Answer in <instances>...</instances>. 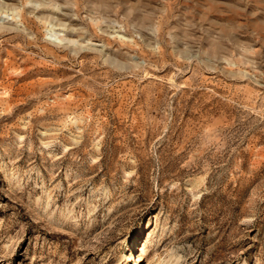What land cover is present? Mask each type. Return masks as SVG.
<instances>
[{"label": "rangeland", "instance_id": "obj_1", "mask_svg": "<svg viewBox=\"0 0 264 264\" xmlns=\"http://www.w3.org/2000/svg\"><path fill=\"white\" fill-rule=\"evenodd\" d=\"M0 264H264V0H0Z\"/></svg>", "mask_w": 264, "mask_h": 264}]
</instances>
